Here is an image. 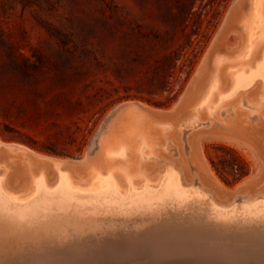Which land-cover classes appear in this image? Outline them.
I'll list each match as a JSON object with an SVG mask.
<instances>
[{"label": "rangeland", "instance_id": "rangeland-1", "mask_svg": "<svg viewBox=\"0 0 264 264\" xmlns=\"http://www.w3.org/2000/svg\"><path fill=\"white\" fill-rule=\"evenodd\" d=\"M247 2L248 0H0V143L24 147L31 160L34 159L33 156L42 155L65 162L86 158L91 164L98 155L96 142L103 138L98 136L102 135L101 130H106L102 128L105 126L109 130L112 128L110 126L115 128L114 124L118 123L110 116L126 103L134 102V105L141 107L139 109H142L143 117L149 115L148 112L151 113L142 118L150 120L149 123L144 120V123L147 122V125L156 129L160 124H166L165 122L170 126L166 133L162 132L166 134V137L163 135L165 138L162 139V144H154L158 149H153L160 153L155 151L158 159L151 156L150 159L155 160H147L152 165L145 162V165H149L147 172L150 174L162 169L164 160L167 159L178 172L182 186H195L208 195L204 199L206 202L193 201L189 202V206L180 208L166 206L159 208V211L156 209V212L142 211L144 215L139 211L122 213L127 215L121 216L119 212H73L68 209L65 210L67 214L51 210L47 212L49 216L40 212L38 215L42 216H38L39 218L36 216L31 222L26 220L29 221L28 224H12L7 218L4 221L5 216L2 215L0 264H79L80 262L73 260L74 253L66 250H81L92 256L94 252L101 251L103 246L109 247L112 244H106L105 239L111 238L110 241H114L115 245L122 242L121 237L133 241L140 230L164 222L169 223L168 225L219 223L235 227L232 231L236 233L250 231L254 237L260 232L264 233V218L236 214V218L222 224L220 220L213 218L208 206V199L224 207L234 201L237 207L240 204L238 197L250 200L264 196V105L260 104L258 107L257 110L262 111H257L258 115L253 114L255 110H250L253 116L249 114L248 107L244 106L255 85L239 92L241 95L245 91L248 93L245 94L247 97L240 96L244 98L241 105L244 103L247 110L244 107H234L239 112L233 110L234 100L239 93L234 99H229L227 104L222 103L219 106L221 109L218 107L220 110L215 109L220 111H214L216 115L203 109L192 111L193 102L189 101L197 96V91L208 82L206 78L209 79L211 74L217 78L219 87L226 86L225 68L242 44V19L239 16L245 13ZM196 43L197 57L188 75L185 72L182 74L181 87L172 79L176 91H167V86L158 83L153 74L160 65V59L164 55L172 56L182 48L187 51ZM219 54L221 55L217 56ZM216 57L224 59L218 67ZM179 63L180 60H177L175 76L180 74L177 69ZM208 70L209 76L206 74ZM197 75L199 77L196 81L200 79L201 84L193 81ZM201 79H206V82L202 80V83ZM190 95L193 98L188 100L187 96ZM181 99L188 101L184 103ZM167 111L170 112L165 114ZM152 113L156 114V119L152 117ZM194 113L200 122L196 119V124L191 125ZM159 115L168 118L164 117V121ZM169 117L171 119L167 120ZM108 120L116 123L109 122L111 124L108 126ZM161 120L164 122L158 124ZM107 130L104 132L106 135ZM104 133L102 136H105ZM164 143L168 146L163 145ZM221 147L235 151L246 164L244 170L247 174L236 182H232L231 176H227L225 181L212 167L211 161L217 163L222 158L230 159V154ZM7 158L4 149L0 147V165L4 164V167H0V173L4 174V185L11 192L21 193L28 183L27 168L23 167L20 158H15L12 164L7 162ZM32 168L35 170L36 167ZM42 170L48 185H52L56 181L54 169L42 167ZM40 217H43L41 221ZM110 220L113 221L110 223ZM72 229L76 232H72ZM57 232L62 235L61 238ZM45 235L49 239L46 236L43 240ZM36 237L41 238V241H37ZM202 241L225 249L241 247L242 244H234L232 240L217 241L211 236L204 237ZM182 258L186 259V256ZM191 261V264H196V260Z\"/></svg>", "mask_w": 264, "mask_h": 264}, {"label": "bare ground", "instance_id": "bare-ground-1", "mask_svg": "<svg viewBox=\"0 0 264 264\" xmlns=\"http://www.w3.org/2000/svg\"><path fill=\"white\" fill-rule=\"evenodd\" d=\"M247 3H248V5L246 7L245 13L240 14V16H239V18L241 17V19H242V22H241L242 23V27H241L242 28V31H241L242 32V44L239 47V49L237 50V52L233 53L235 55H233L234 57L232 58L231 63L228 64L225 68L226 69V77H225L226 86L219 87V83H218L217 78L212 74L209 77V79L206 78L208 80L207 83H204V81L206 79H201V81L204 80V81H202V83H204V85L205 84L206 85L204 86L202 84L203 88L201 90L199 89L200 91L198 90V88H200L201 85H198V86L196 85L198 87L197 88L198 91L195 89L194 94L197 91V93H196L197 96H194L195 98H193V96H192L193 94L190 96H187L188 100L190 98H193L189 101L193 102V104L191 106V108H192L191 110L194 112L203 109L212 115L214 113L215 109H217L222 103L226 102V104H227L229 99H231L232 97L234 99L235 96L240 94L239 93L240 91L245 90L248 87L251 88L252 85H255L256 87L255 86H253V87L257 88L253 92V94H251L253 89H254L253 87H252L253 88L252 91H250L251 93L249 92L251 95L247 93L248 97L246 96L247 95L246 91H245L246 95L244 94V92H242V95L247 97V101L244 102L246 104L242 103V105H241V101L244 98L242 99L240 97L242 95L240 94L237 98H235L236 100H234L235 102L233 103V108L235 106L240 108V107H244L246 105L249 109V114L251 113L250 110H255L256 112L255 113L252 112V113L257 114V115L259 114L258 112H262V111H258L259 110L258 107L260 106V104L264 105V102L262 101V100H264V0H248ZM220 55L221 54H219L217 56H220ZM224 56H222V57H224ZM221 60H222L221 57L215 58L216 67H218ZM209 70H208V72H206V74L208 76L210 74ZM198 75L196 76V78L194 77L195 78V79H193V81H195L194 83L200 82V79H199V81H196L197 77H199ZM255 83H257V85ZM191 84H192V82H191ZM200 84H201V82H200ZM191 87H194V85H191ZM189 88L190 87H188V89ZM183 96L181 98H183ZM244 96H242V97H244ZM186 99L184 101H186ZM181 101L184 102L182 99H181ZM261 102H263V103H261ZM133 103L129 102L128 104L126 103L127 106H125L126 104L123 105V106H125V110L122 112L121 111L119 112V114H118L119 115L118 116L119 121H117L118 119L117 120L115 119V121L118 123H116L113 120H111V121L108 120V123L112 122V121H113L112 124H114V122L116 123V124H114V125H116L115 128H113L114 126H110L111 123H109V125H108V126L112 127V128L109 127L110 128L109 130H107L108 128H105V126H104V128H102V129H106L108 131L107 132L108 134L106 135L104 133V132H106V130H104V131L101 130L105 134V136H102L103 133H101V132L100 133L102 135L100 136V134H99V136H98V137H103V138H100V140H99L98 149H97L98 155L96 156V154H95L96 158L94 160H92L90 165L88 164L83 169H81V170L80 169L69 170L67 168L61 169L60 166L63 163H65V161L59 160L56 158H51L49 156H42L41 155L39 157V159H37V161L42 162V160H43V161H50L53 163V166H54L53 169L56 173V181L52 185H48L42 168H36L35 170L26 169V174L28 175L27 176L28 177L27 178L28 183L21 190L22 191L21 193L11 192L10 190H8L5 187L4 182H3L4 181L3 180L4 174L0 173V217L2 215L5 216L4 219L3 218H0V219H3L4 221L8 219L10 222H12V224L13 223H16V224L21 223L22 224V223H27V222L29 223V221L31 222V219H35L36 216L37 217L40 215L42 216V214L44 215L45 213L50 212L51 210H54V211L56 210L58 213L60 211H62L60 213H63V211H64V213H67L65 210L68 211V209H70L69 211L72 210L73 212L78 211V210H85V211H89V212L101 211L100 213L116 212L117 214L119 212L121 214V216L122 215L124 216L127 214H122V213H130V212L136 213L139 211V213L143 214L142 211L146 212V211H150V210L153 211L154 210V212H156V209H158V211H159V208H161V207H166V206L168 207L169 206V207L180 208L181 206H184V205L189 206L188 205L189 202L192 203L194 201V202L199 203L202 200L204 201V199L208 195H205V193H203L201 190L197 189V187H195V186H192V185L188 186V187L182 186L180 179H179L178 172L173 168L172 163H170V161L169 162L166 161L167 159L164 160V164H163L162 169L154 171L150 174L147 172V170H148L147 167L149 165H147V164L145 165V162H148L149 164H151V162L147 161V160H153L154 161L155 159H150L151 156H155L154 158H157L155 151L159 152V150H154L155 149L154 147H156V149H158V147L155 145L162 144V139H164L166 137V134H163L162 132L165 131V133H166V131H168L170 129V126L167 124V122H165L166 124H160L159 126L157 125L158 128H160L159 130H157L158 128L157 129L152 128V126H149V124L147 125V122L144 123V120H146V119H142V118L150 116L151 113L146 111L149 113V115H146L143 117V113L141 111L142 109L141 110L139 109L141 107H137L138 104H137V106H135ZM243 104H244V106H243ZM176 108L178 109V107H176ZM176 108H174V109L176 110ZM230 109H231V107H230ZM237 109L234 108L233 110H237ZM244 109H246V108L244 107ZM262 109H264V108H262ZM219 110H216V111H219ZM260 110H261V108H260ZM169 112L170 111H167V112H165V114H168ZM219 112H218V114H219ZM233 112L234 111H232V113ZM245 112H247V111H245ZM152 114H154V113H152ZM249 114H247V116ZM253 114H250V115L253 116ZM195 115L196 114L194 113L192 116L193 118H191L193 120V123L191 125H194V124H196L197 121H199L197 119L198 117L196 118L197 115L196 116ZM112 116L113 115H111L110 118ZM155 116H156V114H154L152 117L155 118ZM158 117L162 118V120H164L163 119L164 117L168 118V116H165V115H159ZM113 118L114 117H112L111 119H113ZM170 119H171V117H169V119H167V120H170ZM196 119H197V121H196ZM236 119H239V118H236ZM162 120L158 121L157 123L159 124L160 122H162ZM146 121H148V123H149L150 120H146ZM237 121H239V120H237ZM157 123H155V124H157ZM150 125H152V124H150ZM223 129H225V128H223ZM163 135L165 136L164 138H163ZM166 140H168V139H166ZM165 144L166 143H164L163 145H165ZM8 145H10V144L0 143V147H6ZM172 145H174V144H172ZM19 147H22V146H19ZM96 147H97V145H96ZM22 148L25 149L24 147H22ZM163 149H165L164 146H163ZM163 149L161 151H163ZM153 150H154V155H153ZM166 150H164V151H166ZM167 151H170V150H167ZM21 152L23 154L24 150H21ZM167 154H169V153H167ZM85 159L86 158L82 159L81 162L87 163V160H85ZM28 160H29V157H28ZM66 162L70 163V160H66ZM155 163H156V161H155ZM0 167H4V164L0 165ZM19 168H20V166H19ZM5 169L7 171V168H5ZM208 201H209V203H208L209 209H210L213 217L216 220L230 221L232 218L235 217L236 214H240L242 216H246V217H250V218H252V217L259 218V219L264 218V196L263 195L258 196L255 199H250V200L240 199V201H239L240 204L237 207L234 205V201L231 204H229L227 207L217 205L210 199H208ZM204 202H206V201H204ZM40 212L42 214L38 215V213H40ZM73 212H70V214H72ZM116 213H114V215ZM48 214L49 213H47V215ZM76 214H78V213H76ZM95 214H97V213H95ZM86 215H87V213H86ZM108 215H109V213H108ZM93 216H97V215H93ZM242 216H240V217H242ZM75 217H77V216H75ZM240 217H238V218H240ZM41 218H43V217H40V221L42 220ZM49 218H51V217H49ZM53 218H54V216H53ZM77 219H78V217H77ZM26 220H29V221L26 222ZM113 220H110L109 222L111 223V221H113ZM170 220H172V219H170ZM40 221H38V222H40ZM65 222H66V220H65ZM67 222H68V220H67ZM144 222H145V220H144ZM173 222H175V221H173ZM27 224H26V226H28ZM113 224H114V222H113ZM148 224H149V222H148ZM138 225L140 226V223H138ZM138 225H136V227ZM83 226H85V225H83ZM141 226H142V224H141ZM6 227H8V226H6ZM21 227L23 228L22 225H21ZM71 228H75V227H71ZM71 228H70V230H71ZM107 228H108V226H107ZM107 228H105V230H108ZM79 229H81V228H79ZM79 229H78V231H79ZM100 229H102V228H100ZM121 229H123V227ZM139 229H142V228H139ZM82 230H84V229H82ZM109 230H110V228H109ZM124 230H127V229H124ZM13 231H12V233H13ZM72 232L75 233L76 232L75 229H72ZM95 232H97V231H95ZM101 232H103V231L101 230ZM57 234L60 235V233H58V232H57ZM112 234H113V232H112ZM63 235H65V233ZM46 236H47V238L49 237L48 235H45V237L43 236L44 238H42V239L44 240L46 238ZM55 236L57 238V235H55ZM61 236L62 235H60L59 237L61 238ZM18 237H19V234H18ZM69 238L72 239V237H69ZM16 239L17 238H15V240ZM36 239H37V237H36ZM40 239L41 238L37 239V241H39ZM10 240H12V239H10ZM0 241H2V239ZM17 241H18V243L20 242L19 239ZM62 241H64V240H62ZM88 241H90V240H88ZM42 242H44V241H42ZM58 243H59V241H58ZM2 244H3V242H2ZM49 244L47 243V245H49ZM72 245H74V243ZM92 246H94V245H92ZM67 247H69V246H67ZM68 250H70V249H68ZM89 250H87V251H89ZM52 254H50V256ZM71 257H73V256H71ZM59 259H61V258H59ZM70 262H68V263H70ZM61 264H63V263H61Z\"/></svg>", "mask_w": 264, "mask_h": 264}, {"label": "water", "instance_id": "water-1", "mask_svg": "<svg viewBox=\"0 0 264 264\" xmlns=\"http://www.w3.org/2000/svg\"><path fill=\"white\" fill-rule=\"evenodd\" d=\"M125 106L114 112L113 117L116 120L119 119V112L125 110ZM2 148L8 157L9 164H12L15 158H20L19 160L25 164L23 167L27 169L33 170V166L54 168L50 161H37L38 156H33L34 159L31 160L28 151L18 145L10 144ZM21 150H24L23 154ZM88 164V161L82 163L81 160H74L70 163L65 162L60 167L81 170ZM238 199L241 198L238 197ZM220 222L223 224L229 221ZM232 230H235V227L219 223L211 225L156 223L140 231L133 241L121 237L122 242L115 245V242L105 239L106 244L108 242L112 244L109 247L103 246L101 251L94 252L90 257L88 253L81 250L66 252L74 253L73 260L80 262L79 264H191V259L196 260V264H264V233L260 232L254 237L250 231L240 234ZM207 236L216 238L217 241L232 240L234 244H242L241 247L236 248H218L203 243L204 240L201 242V239ZM183 256H186V259H183ZM172 259L178 260L174 262Z\"/></svg>", "mask_w": 264, "mask_h": 264}, {"label": "trees", "instance_id": "trees-1", "mask_svg": "<svg viewBox=\"0 0 264 264\" xmlns=\"http://www.w3.org/2000/svg\"><path fill=\"white\" fill-rule=\"evenodd\" d=\"M196 44H192L189 47V50L183 51V48L180 50V52H174L171 56L170 55H164L160 59V65H158L155 68L154 71V78L158 83L163 84V86H167V91L172 92L176 91L173 88V82L171 81L174 79L178 85V87H181L182 83V74H187L190 72L192 65L194 63V60L197 57L198 47ZM183 52V53H181ZM180 60L178 71L180 74L175 76V64L176 61ZM170 78V79H169ZM164 88V87H163ZM225 151H227L230 154V159L222 158L217 161V163L211 161L212 167L215 170V172L225 181H227V176L232 177V182H236L237 180L244 177L247 173L244 170L246 164L245 162L236 154L235 151L232 149L221 147Z\"/></svg>", "mask_w": 264, "mask_h": 264}]
</instances>
